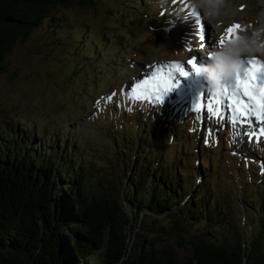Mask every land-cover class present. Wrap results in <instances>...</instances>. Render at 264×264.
<instances>
[{"label":"rangeland","instance_id":"rangeland-1","mask_svg":"<svg viewBox=\"0 0 264 264\" xmlns=\"http://www.w3.org/2000/svg\"><path fill=\"white\" fill-rule=\"evenodd\" d=\"M54 12L3 61L0 135L23 131L32 136L31 148L50 142L65 151L60 142L71 133L68 145H81L83 163L100 179H112L133 163L136 170L147 162L158 161L157 170L174 164L184 187L191 181L204 185L208 199L201 205L210 209L202 221L178 220L180 212L155 220L152 237L173 247L179 263L191 255L188 244L178 245L181 240L229 237L246 209L256 213L258 193L264 196V135H246L258 132L260 121L233 123L229 109L210 112L212 97L193 110L188 93L175 95L172 86H157L149 75L185 61L193 47L195 53L199 11L189 0H168L164 7L157 0H87ZM261 12L260 0H235L219 26L204 18L202 31L220 27L219 35H211L219 39L235 23L238 35ZM174 78L167 76L165 85Z\"/></svg>","mask_w":264,"mask_h":264},{"label":"trees","instance_id":"trees-1","mask_svg":"<svg viewBox=\"0 0 264 264\" xmlns=\"http://www.w3.org/2000/svg\"><path fill=\"white\" fill-rule=\"evenodd\" d=\"M73 3L87 0H0V74L17 41L48 25L57 7ZM6 134L0 135V264H264L263 195L254 200L256 213L246 209L229 237L178 242L191 248L179 263L151 228L176 212L178 220L205 217L204 185L184 187L174 164L157 170L158 161L137 170L133 163L112 179L95 178L81 145H68L71 133L60 142L65 151L50 142L31 148L32 136L23 131Z\"/></svg>","mask_w":264,"mask_h":264},{"label":"clouds","instance_id":"clouds-1","mask_svg":"<svg viewBox=\"0 0 264 264\" xmlns=\"http://www.w3.org/2000/svg\"><path fill=\"white\" fill-rule=\"evenodd\" d=\"M235 0H189V6L200 11L210 23L219 26L222 14L231 9ZM264 4V0H260ZM160 7L167 5L168 0H157ZM264 56V12L252 22V27L240 32L236 38L217 48L212 53V60L203 66L211 91L221 94L224 81L232 76L239 65L242 56Z\"/></svg>","mask_w":264,"mask_h":264},{"label":"snow or ice","instance_id":"snow-or-ice-1","mask_svg":"<svg viewBox=\"0 0 264 264\" xmlns=\"http://www.w3.org/2000/svg\"><path fill=\"white\" fill-rule=\"evenodd\" d=\"M240 27L239 24H232L225 29V34L231 39V34L239 30ZM199 38L203 40V34H201ZM224 39L225 36L222 35L220 37L221 44H223ZM187 63L191 66L193 71L197 70L194 59H189ZM169 67L174 68L175 72L179 73L181 76L188 75L184 67L178 62H174ZM260 73H264V62L258 61L255 57L247 59V66L244 68L243 78L236 74L235 71L233 74L235 76L234 85L231 87L224 86L223 92L218 96L213 94L208 105L209 111L218 115L223 103L225 101H230L229 106L232 112L233 123H236L238 120L241 123L247 122L249 116L255 117L257 121L264 122V76L260 75ZM136 87H139V85ZM170 88L171 85H169V89ZM198 98L199 97H197V101ZM156 99L159 100L161 97L157 96ZM197 101H194L193 110H199L201 108V105ZM246 135L249 139L254 135L259 139L260 135H264V123H262L258 132L253 131Z\"/></svg>","mask_w":264,"mask_h":264},{"label":"bare ground","instance_id":"bare-ground-1","mask_svg":"<svg viewBox=\"0 0 264 264\" xmlns=\"http://www.w3.org/2000/svg\"><path fill=\"white\" fill-rule=\"evenodd\" d=\"M200 15H201V18L200 19H198L197 20V26H198V33H199V36L201 35V34H203V36H204V38H205V41H206V44L207 45H209V43L210 42H212V41H209L211 38H213L212 40H215L216 41V43L217 44H219L220 43V41L218 40V37L217 38H214V37H211V35H213L214 33H216V34H218L219 35V33L217 32L219 29H220V27L219 28H217V30H215L216 32H212L211 30L206 34V32H204V31H202V26H203V24H204V17H203V15H202V13L199 11L198 12ZM226 17H227V15H226ZM225 16H222V18H226ZM232 24H235V23H232ZM231 24V25H232ZM208 28V27H207ZM205 30H207V29H205ZM211 32V33H210ZM233 35H231L232 37H231V39H229L228 37H227V35L225 34L224 36H225V39H224V41H223V43H228V42H230V41H232V40H234L235 38H236V31H234L233 33H232ZM226 41V42H225ZM205 43V42H204ZM215 45V47L214 48H208V49H213V52L217 49V48H221V46H218V45ZM221 44V43H220ZM219 44V45H220ZM194 54V47L193 48H191L190 50H189V55L191 56V55H193ZM185 63V62H184ZM167 65H170V63H167L165 66H167ZM191 67V66H190ZM170 68H168V69H166V67H165V70H164V72L162 73V76L160 75V72H159V70H157L156 71V74H155V76H154V78H153V82H156V84H157V86H160V87H166V86H168L169 87V85H165V82H166V75H167V73H168V70H169ZM239 69L240 68H238L237 67V70H236V74H238L241 78L243 77V75L244 74H242V73H240L239 72ZM161 70V69H160ZM174 70V68H171V71H173ZM159 72V73H158ZM158 73V74H157ZM179 74V73H178ZM232 76H234V75H232ZM235 77V76H234ZM151 78V77H150ZM183 76H180V75H177V80H178V82H174V81H172V84L171 85H174V84H176L177 86H176V88H180L181 90H182V86H180V83H182L183 82ZM165 85V86H164ZM197 97H199L198 98V100H201L202 101V99L205 97L204 95H202V96H197ZM197 97H196V101H197ZM244 99H246V98H244ZM198 102V101H197ZM220 107V106H219ZM221 108H224L225 109V103H223V105H222V107ZM223 110V109H222ZM256 118L255 117H252V116H249L248 118H247V121L248 122H250L252 125L251 126H254V120H255ZM257 123H258V121H257ZM261 125H262V123H264V122H259ZM261 125H260V127H261Z\"/></svg>","mask_w":264,"mask_h":264}]
</instances>
